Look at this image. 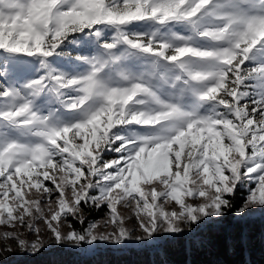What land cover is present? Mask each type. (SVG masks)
I'll return each instance as SVG.
<instances>
[{"label": "snow or ice", "instance_id": "snow-or-ice-1", "mask_svg": "<svg viewBox=\"0 0 264 264\" xmlns=\"http://www.w3.org/2000/svg\"><path fill=\"white\" fill-rule=\"evenodd\" d=\"M230 215L264 219V0H0V264Z\"/></svg>", "mask_w": 264, "mask_h": 264}, {"label": "trees", "instance_id": "trees-1", "mask_svg": "<svg viewBox=\"0 0 264 264\" xmlns=\"http://www.w3.org/2000/svg\"><path fill=\"white\" fill-rule=\"evenodd\" d=\"M5 264H264V219L227 216L202 226L194 239L178 238L166 253L109 246L85 254L54 248L9 257Z\"/></svg>", "mask_w": 264, "mask_h": 264}, {"label": "rangeland", "instance_id": "rangeland-1", "mask_svg": "<svg viewBox=\"0 0 264 264\" xmlns=\"http://www.w3.org/2000/svg\"><path fill=\"white\" fill-rule=\"evenodd\" d=\"M122 211H124L125 214H130V210L124 209ZM104 218H106V211L103 210V209L100 210V211L93 210L92 213H91V217H90V219L92 221L101 220V219H104ZM221 221L222 220H219V221H211L208 224L219 223ZM133 223H134V221L133 222H129V226L131 227ZM40 226H41V229H42V236L44 237L45 242L47 243L48 242L49 233L46 231L45 227L42 224ZM3 230H4L3 228H0V233H2ZM29 238L30 239H34L35 237L34 236H29ZM109 246L110 245L100 244L94 250H92V252H95V251H97V250H99L101 248H106V247H109ZM112 247L121 248V247H117V246H112ZM54 248H65V249H69V250H73V251L75 250V251H78V252H81V253H85V252H83L81 250H78L76 248L66 247V246L65 247H62V246H57V245H54V244L53 245H50L48 247H45L42 251H44V250H50V249H54ZM20 256H24V255H16V254H13V255H10L9 257L10 258H12V257L14 258V257H20Z\"/></svg>", "mask_w": 264, "mask_h": 264}]
</instances>
